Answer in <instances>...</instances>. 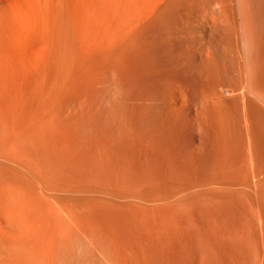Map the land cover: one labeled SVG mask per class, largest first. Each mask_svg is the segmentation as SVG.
Listing matches in <instances>:
<instances>
[{
	"label": "bare ground",
	"instance_id": "obj_1",
	"mask_svg": "<svg viewBox=\"0 0 264 264\" xmlns=\"http://www.w3.org/2000/svg\"><path fill=\"white\" fill-rule=\"evenodd\" d=\"M0 264H264V0H0Z\"/></svg>",
	"mask_w": 264,
	"mask_h": 264
},
{
	"label": "rangeland",
	"instance_id": "obj_2",
	"mask_svg": "<svg viewBox=\"0 0 264 264\" xmlns=\"http://www.w3.org/2000/svg\"><path fill=\"white\" fill-rule=\"evenodd\" d=\"M170 86H171V85H169L168 87H170ZM174 87H175V86H174ZM176 89L178 90V87H176ZM179 89H180V88H179ZM175 91H176V90H175ZM177 93H178V92H177ZM177 95H179V98H180L179 101L183 100V99H181L183 95H181V97H180V94H177ZM87 131H88V130H87ZM88 132H89V131H88ZM88 132H87V135H86V132H84L85 135L82 133L84 136L80 135L81 138L78 137L79 139H77V140H80V139H81V142H82V143H86V144H87V142H88V143H90L89 145L92 146V145H91L92 143H91L90 141L93 142L94 140L96 141V139H98V141H101V140H99V138H100V139L103 138V137L101 138V135H100V133H98V132H97V133H98V135H99L100 137L96 135V134H97L96 132H93V133H96V134H93L92 131H91V133L89 132L93 137H92L91 135H89ZM85 136H86V137H85ZM87 136H88V137H87ZM90 137H91V138H90ZM94 137H96V138H94ZM97 137H99V138H97ZM89 138H90V139H89ZM93 138H94V139H93ZM82 139H83V140H82ZM87 139H88V140H87ZM89 140H90V141H89ZM83 141H85V142H83ZM95 141L93 142V145L95 144ZM81 142H80V144L82 145ZM86 144H83L82 146H86ZM89 145L87 144V147H89ZM92 147H93V146H92ZM139 150H140V149H139ZM140 151H141V150H140ZM140 151L138 152V150H137V151L135 152L137 158L135 157V154L132 155V156L135 157L136 160H133V158H132V160H131V157H132V156H131V157H129V158H130V163H129V161H128L129 158H127V156H130V155H127V156H125L126 159H125V157H124V161H125V160L128 161V163H126V164H132V162L135 163L134 161H138V162H136V163H137V165H138L139 167L142 165L141 163H144L142 166H143V167H146L147 169H146V168H143V169H144V170H143L142 167H140V168H139V167H136V168H134L135 171H133V170H132L133 167H135V166H137V165H135V164H134V166H130V165H128V166H130L129 169L132 168V169H130V170L127 169L128 166L125 165V166H127V168H124V171H122V172H124L125 175H128L127 172H129V174H131V172L133 171V174H134V175H138V174H136V172H137L136 170H137V168H138V170L141 169L142 171H144V173H142L141 170H139V172H137V173H141V174H143L142 177L144 178V175H145L146 172H147L146 170H148V171L150 172V170L152 169L151 167H153V165H154V166H155L154 169H152L150 173L147 172L148 175L152 174V175L149 176V177L151 178V177H153V174L155 173V172H153V171H156L158 167L156 168L157 165H155V163L153 164V161H152V162L150 161L151 159H148L149 156H148V157H147V155L145 156V155H144L142 152H140ZM138 153H141L140 155H142L143 157L140 156ZM137 154H138V155H137ZM139 156H140V158L142 157V158H141L142 160H140ZM143 158H145L146 161H144ZM229 158H230V157H229ZM230 159H231V158H230ZM230 159L227 160V163H228V164H229V160H230ZM126 161H125V162H126ZM131 161H132V162H131ZM149 161H150V163H152V164H150ZM147 162H148V163H147ZM138 163H139V164H138ZM231 163H232V161L230 162V164H231ZM123 164H125V163H123ZM148 164H150V168H151V169H149V165H148ZM230 164H229V165H230ZM147 165H148V166H147ZM172 165H173V164H171V166L169 165V166H170L169 169H172L171 171H173V173L175 174L177 170L174 169L175 166L172 167ZM155 169H156V170H155ZM169 169H168V171H170ZM125 170H126L127 172H125ZM128 170H129V171H128ZM175 170H176V171H175ZM145 171H146V172H145ZM157 171H160V168H158ZM157 171H156V172H157ZM171 171H170V173H171ZM159 173H160V172H159ZM170 173H169V174H170ZM173 173H172L171 175H173ZM229 173H230V172H229ZM231 173H233V172H231ZM147 174H146V175H147ZM156 174L159 175L158 172L155 173L154 175L156 176ZM146 175H145V177L147 178ZM230 175H231V174H230ZM138 176H141V175H138ZM142 177H141V178H142ZM149 177H148V178H149ZM138 178H139V177H138ZM148 178H147V179H148ZM141 183H143V181H142ZM144 183L147 184V182H144ZM144 183H143V184H144ZM138 184L140 185L139 182H138ZM138 184H137V185H138ZM139 185H138V186H139ZM149 185H150V184H149ZM142 186H145V185H142ZM142 186H141V187H142ZM145 187H146V186H145ZM195 189H197V191H199V190H198L199 188H195ZM201 189H202V188H201ZM193 190H194V188H193ZM194 191H196V190H194ZM197 191H196V192H197ZM201 199H202V198H201ZM195 201H196L197 203H199L201 200H200V198H199V202H198L197 200H195ZM195 201L193 202V203H194L193 205H194V206H195V205H196V206L198 205V206L195 208V207H193L192 204H191L192 206L189 205L190 203H192V202H190V203L188 204L189 208L187 209V210H188V213H190V211L192 210L193 212L196 211V212H194V213L196 214V213L199 211V209H203L204 206H205L204 209H206V211H207V209L210 208V209H209V213H210L211 210H212V211L214 210L215 213H217V216H218V217H219V215H220V214L218 215V212H220V213L223 215V216L221 215L223 218L219 217L220 219H224V217L227 218V217H229V215H231V216H232V219H233V218H234V219L232 220V219H231V216H230V217H229L230 219H228V221L226 220V222H227L228 224H230L229 222L233 221V223H231L232 227H233V226H236V227L241 226V225H242L241 223L243 222L242 220H244V218H242V217L244 216L245 218H248V215L250 214L249 211L246 209L247 207H246V206H243L244 204H242L241 206L245 207V208H243V209H244V210L246 209V211H248V213L245 212V211H242L243 209H242V207H240V205H239V204H241V203L238 204V203H236L237 201H236L235 203L238 204V205H236L234 202H232V205H233V206L230 205V204H228V203L230 202V201L228 202V200H227V203H225L226 201H225V202L223 201V204H222V203L217 204V203H215V202H211L210 200L207 199V201H205V202H204V200L201 201V202H202V203L200 202L201 205H200V204H197ZM203 202H204V203H203ZM206 202H207V203H206ZM210 202H211V205H210V207L208 208V207L206 206V204L208 205V204H210ZM213 203H215V204L217 205V208H218V210H220V211H218L217 208H216V209L214 208V207H216V205L213 204ZM230 203H231V202H230ZM202 204H203V206H202ZM219 205H220V207H219ZM221 205H222V206L224 205V207H225V205H226V208H224V210H223V207H222ZM229 205H230V206H229ZM234 205H236V206H235V209H234ZM199 206H200V208H199ZM208 206H209V205H208ZM213 206H214V207H213ZM192 207H193L195 210H194ZM201 207H202V208H201ZM229 207H230V209H229ZM236 207H240V208L237 209ZM191 208H192V209H191ZM213 208H214V209H213ZM227 208H228L229 210H228ZM232 208H233V209H232ZM196 209H198V210H196ZM204 209L202 210V212L205 211ZM231 209H232V210H231ZM239 209H240L243 213H240L241 211H240ZM216 210H217L218 212H216ZM221 210H223V211L226 210V211L223 212V211H221ZM227 210L230 211V212H229L230 214L228 213ZM235 210H236V212H235ZM238 210H239V212H238ZM212 211H211V212H212ZM214 211H213V213H214ZM231 211H232V212H231ZM193 212H191L190 214H192ZM237 212H238V215H237ZM194 213H193V214H194ZM198 213H200V211H199ZM198 213H197L196 216H194V215L192 214L193 217H197V218H198ZM215 213H214V215H215ZM223 213H224L225 215H224ZM227 213H228V215H227ZM232 213H234V214L232 215ZM211 214H212V213H211ZM242 214H243V216H241ZM247 214H248V215H247ZM212 215H213V214H212ZM226 215H227V217H226ZM234 215H235L236 217H235ZM239 215H240V216H239ZM237 216H238V218H237ZM197 218H195V219H197ZM236 218H237V219H236ZM241 218H242V219H241ZM250 218H251V216H250ZM250 218H248V219H250ZM240 219H241V220H240ZM198 220H200V219H198ZM229 220H231V221H229ZM234 220H235V221H234ZM238 220L241 221V223H239ZM237 221H238V222H237ZM250 221H251V220H250ZM250 221H249V222H250ZM234 222L237 223V224L233 225ZM245 222H248V221L246 220ZM238 223H239L240 225H239ZM248 224H250V223H248ZM231 225H230V226H231ZM236 227H234L235 230L237 229ZM238 228H239V227H238ZM250 229H251V228H250ZM250 229H249V230H250ZM253 229H254V228L252 227V229H251V231L249 232V234L251 233L252 235H254L253 238L256 240V238L258 239V236H256V238H255V235H257V233H256L257 231H255V230H253ZM237 231H238V230H237ZM254 231H255V232H254ZM238 232H240V231H238ZM255 233H256V234H255ZM251 234L248 235V236H250L249 238H251V240H253ZM187 235H188V234H187ZM239 235L241 236L242 233H239ZM190 236H191V238H192V234H191ZM190 236H186V237H185V240H186L187 237H190ZM191 238H190V240L187 238V240L192 242V241L194 240V238H193L192 240H191ZM243 238H245V234H244ZM187 240H186V243H189V242H187ZM246 249H247V248H245L244 251H243V248H242V251H243V252H246V251H245ZM248 252H249V251H248ZM248 252H246V253H248ZM233 253H234V252H233ZM234 254H236V253H234Z\"/></svg>",
	"mask_w": 264,
	"mask_h": 264
}]
</instances>
